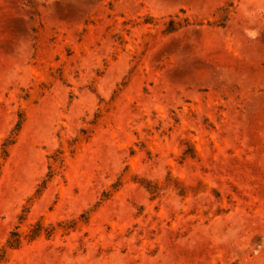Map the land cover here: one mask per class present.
Segmentation results:
<instances>
[{
    "label": "rangeland",
    "instance_id": "rangeland-1",
    "mask_svg": "<svg viewBox=\"0 0 264 264\" xmlns=\"http://www.w3.org/2000/svg\"><path fill=\"white\" fill-rule=\"evenodd\" d=\"M0 264H264V0H0Z\"/></svg>",
    "mask_w": 264,
    "mask_h": 264
},
{
    "label": "trees",
    "instance_id": "trees-1",
    "mask_svg": "<svg viewBox=\"0 0 264 264\" xmlns=\"http://www.w3.org/2000/svg\"><path fill=\"white\" fill-rule=\"evenodd\" d=\"M14 236H16V234L14 233ZM19 238H16V239H14V240H12V239H9L8 241H7V244H8V247L9 248H17L18 246H19Z\"/></svg>",
    "mask_w": 264,
    "mask_h": 264
}]
</instances>
